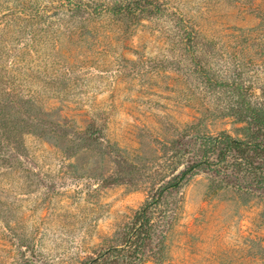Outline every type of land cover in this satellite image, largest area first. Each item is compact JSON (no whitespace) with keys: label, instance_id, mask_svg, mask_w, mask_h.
<instances>
[{"label":"rangeland","instance_id":"rangeland-1","mask_svg":"<svg viewBox=\"0 0 264 264\" xmlns=\"http://www.w3.org/2000/svg\"><path fill=\"white\" fill-rule=\"evenodd\" d=\"M90 1L0 0V264H264V187L231 161L164 189L201 136L248 138L211 117V53ZM238 1L163 0L208 42L256 25Z\"/></svg>","mask_w":264,"mask_h":264},{"label":"trees","instance_id":"trees-1","mask_svg":"<svg viewBox=\"0 0 264 264\" xmlns=\"http://www.w3.org/2000/svg\"><path fill=\"white\" fill-rule=\"evenodd\" d=\"M89 5L98 12L104 11L124 20L163 17L170 24L168 34L164 31L163 36L174 49L191 53L192 59L201 63L204 56L200 57V54L211 53V70L204 67L202 75L206 81H211L208 85L211 86V96L215 98L211 104V117L231 116L245 124L247 139L223 133L201 136L199 159L172 176L164 189L178 191L191 175L203 167L216 168L225 163L227 168L226 163L230 161L236 167L235 176L241 173L243 178H250L246 184L238 182V185L252 188L255 183L264 187V10L252 0L238 1L234 8L236 14L253 9L259 17L256 25L233 26L230 29L234 30L224 33L225 38L211 34L208 42L200 38L201 30L196 24L177 9H168L163 0H91ZM217 65L223 67L218 68ZM144 208L140 210L142 220L137 229L148 222ZM147 233L149 235V226Z\"/></svg>","mask_w":264,"mask_h":264}]
</instances>
